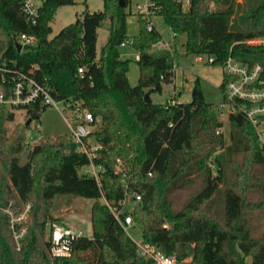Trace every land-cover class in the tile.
<instances>
[{
	"label": "trees",
	"instance_id": "16d2710c",
	"mask_svg": "<svg viewBox=\"0 0 264 264\" xmlns=\"http://www.w3.org/2000/svg\"><path fill=\"white\" fill-rule=\"evenodd\" d=\"M131 1L122 0L120 7L119 0H102V11L85 10L52 39L49 23L58 8L73 6L76 0H47L35 25L22 18L19 0L0 2V32L7 40L0 42V60L10 59L23 71L36 66L35 79L48 81L53 98L80 103L99 116L93 137L104 146L94 161L103 166L97 185L80 172L88 159L76 152L68 135L30 145L29 124H18L9 133L5 124L14 119L13 113L0 107V207L17 198L30 202L32 220L21 249L15 251L8 220L0 211V264H149L100 201L103 197L116 208L123 200L117 158L125 167L123 181L141 199L131 217L141 229L143 244L178 260L190 258L191 264H247L246 258L249 264H264V231L255 235L250 223L254 210L264 213V180L257 182L252 174L254 166L264 173V138L260 143L254 126L237 113L228 118L230 145H223L222 136L216 135L221 126L216 107L204 102L198 79L189 103L144 102L147 91L161 93L162 84L172 82L175 53L150 52L161 36L155 26L148 29L150 20L141 15L136 19L138 34L127 36ZM149 1L174 38L185 35L183 56H210L212 66L221 68L231 57L264 70V47L234 44L264 37V0H247V10L236 19L242 10L237 0H190L184 7L176 0ZM105 20L108 35L97 54V31ZM24 33L35 43L18 51L13 35ZM128 41L138 55L135 86L127 78L130 61L121 59L118 50ZM78 68H83L81 74ZM225 81L223 76L221 93ZM44 110L31 106L27 115L39 119ZM218 149L210 161L216 168L212 177L208 160ZM198 180L200 190L176 208L174 194ZM254 193L258 199L252 201ZM64 194L93 201L92 236L75 240L69 257L51 259L45 230L48 222H61L50 211L55 197Z\"/></svg>",
	"mask_w": 264,
	"mask_h": 264
},
{
	"label": "built area",
	"instance_id": "2783aa9c",
	"mask_svg": "<svg viewBox=\"0 0 264 264\" xmlns=\"http://www.w3.org/2000/svg\"><path fill=\"white\" fill-rule=\"evenodd\" d=\"M46 1L19 0L18 11L27 23L35 25L40 15L39 11ZM189 1L176 0L183 7L188 5ZM151 5L152 2L149 0L136 1L134 6L139 11L133 10L130 13V16L136 19L138 15H141L143 19H149L150 24L147 25L148 29L153 25L151 18L156 17L154 12L149 8ZM13 40L22 47L21 51L33 46L35 43V38L25 33L13 35ZM129 43V41L123 43L121 47H125ZM234 44L264 47V37L249 38L235 42ZM161 45L163 44L159 42L152 47H160ZM164 47L166 48L167 44ZM166 50L170 51L168 47ZM201 56H195L196 62H202ZM205 57L207 59L206 63L212 65L214 58L210 56ZM136 59H138V55ZM221 69L222 75L226 77V81L222 89L223 100L215 108L218 120L221 122L225 118L228 120L230 115L243 114L251 126H254L258 140L262 143L264 138L263 68L258 64H242L236 59L228 57ZM35 70H37V67L31 66L29 69L23 71L17 68L16 64L10 59L8 61L0 60V107L3 106L12 113L14 111H22L24 116L29 117L33 115H27L31 106L54 107L62 115L66 123L69 132L67 135L74 144L76 152L84 154L88 159V164L82 167L80 172L92 177L95 183L100 185L103 166L96 165L94 161L100 157L104 146L93 137L99 128L100 117H94L80 103L53 98L50 94L51 89L48 81L45 78H43L42 82L37 81L34 76ZM77 72L81 74L83 68H78ZM36 120L32 119L31 121L35 123ZM36 128L38 129V126ZM216 133L219 134V130ZM115 170L121 174V180L124 183L123 200L120 201L118 207L113 208L103 197L101 198L126 233L128 229H133L136 224L132 220L131 212L133 206L137 205L141 199L137 193L132 194L128 184L123 181V178L126 176L125 167L118 158L115 160ZM150 175L151 173H149ZM132 199L133 202H131ZM126 205H128V209L126 214H123L122 211ZM30 209L31 203L22 202L19 198L10 201L5 207H0V211L8 220V230L13 239L15 251L21 249L24 236L32 222L29 217ZM163 227L167 228V225L165 224ZM45 233L47 237L46 242L49 244L46 253L51 259L69 257L71 255L72 243L84 236L78 227H73L63 222H48ZM133 242L136 244L138 255L144 261L149 262V264H186L190 262V258L178 260L174 256H167L157 251L153 246L150 247L143 244L142 240Z\"/></svg>",
	"mask_w": 264,
	"mask_h": 264
},
{
	"label": "rangeland",
	"instance_id": "374dc122",
	"mask_svg": "<svg viewBox=\"0 0 264 264\" xmlns=\"http://www.w3.org/2000/svg\"><path fill=\"white\" fill-rule=\"evenodd\" d=\"M136 1L141 2V0H132L127 6V12H132L135 8L134 4ZM237 3L241 4L242 10L236 14V19L239 15L243 14L247 10V0H237ZM212 9L218 8L217 6H211ZM85 10L90 14L93 12L102 11V0H76L73 6H62L59 7L54 15L53 20L49 23V27L52 30L48 39L55 37L63 27L75 22L76 18L80 16ZM109 22L105 20L101 23L98 29L97 38V50L100 51V47L104 45V40L108 35ZM154 25L161 36L160 47H151L150 52L160 53L166 50L168 47L170 51L175 53V64L177 69L173 72V80L170 83L162 84L161 93H151V100L154 104H162L177 102V103H189L192 100L191 89L193 87L194 81L199 80L200 88L203 93L204 102L212 107H217L223 100V93L220 92L218 86L222 82V69L221 67H214L206 63L207 59L204 55L201 56L202 62H196L194 55L183 56L185 43V35H180L174 40H172L173 32L163 21V18L156 16L154 18ZM127 26V36L129 38L135 37L138 34V23L136 18L129 16L126 20ZM105 37V38H104ZM0 42L7 43L5 36L0 32ZM167 44L165 48L164 45ZM120 56L123 60L127 59L130 61L129 70L127 73V78L131 86H135L138 82V65L135 61V54L137 52L132 48L131 44H127L125 47H118ZM14 119L5 124V127L10 131L18 124L24 125L29 116H24L22 111H14ZM38 126V129L36 128ZM221 128L219 134L223 139V145L229 146V132L230 127L228 125V120L225 118L221 121ZM264 129V127H263ZM217 132V131H216ZM27 139L30 145H34L42 138L55 139L62 135H67L68 128L62 115L54 107L45 108L44 112L40 114L39 119L36 122H30L27 128ZM221 150L218 149L213 156L208 160L209 167L211 169V176H216V168L210 162L215 155L220 153ZM229 173V172H228ZM253 178L257 182L264 180V173L261 168L254 166ZM231 174L229 173L228 180L231 179ZM201 183L198 180L191 188L185 191H180L174 194V205L176 208L182 207L186 201H188L192 195H194L198 190H200ZM257 193L253 194L252 201L257 200ZM101 203L104 200L100 198ZM53 205L50 214L61 220V222L71 225L73 227H78L82 234L86 237H91V221H90V210L93 201L84 198H79L72 195H59L53 200ZM250 218V223L254 227L255 235H259L264 231V213L258 210L252 212ZM141 229L139 225L135 224L133 229H128L126 234L132 239V241L141 240ZM45 233V240H46ZM246 263H250V258H246ZM186 264H191L187 262Z\"/></svg>",
	"mask_w": 264,
	"mask_h": 264
},
{
	"label": "water",
	"instance_id": "95a60500",
	"mask_svg": "<svg viewBox=\"0 0 264 264\" xmlns=\"http://www.w3.org/2000/svg\"><path fill=\"white\" fill-rule=\"evenodd\" d=\"M119 5L120 7H122V0H119ZM13 43H14V46L17 47L18 51H21L22 47L15 41L13 40ZM144 102L147 104H150L152 103V100H151V95L150 93L147 91L145 94H144ZM38 116L36 115H30V117L27 119V121L25 122V127H27V125L30 123V121L32 119H37ZM131 202H133V199L131 200ZM128 209V205L125 206V208L123 209L122 213L123 214H126V211Z\"/></svg>",
	"mask_w": 264,
	"mask_h": 264
},
{
	"label": "crops",
	"instance_id": "0c3cea01",
	"mask_svg": "<svg viewBox=\"0 0 264 264\" xmlns=\"http://www.w3.org/2000/svg\"><path fill=\"white\" fill-rule=\"evenodd\" d=\"M154 18L155 17H152L151 18V21H152V24H153V26H155L154 25ZM156 27V26H155ZM173 38H172V40H174L175 38H174V36H172ZM97 38H98V31H97ZM105 38V37H104ZM106 39V38H105ZM104 41H106V40H104ZM96 43H97V39H96ZM96 43H95V45H96ZM105 43V42H104ZM102 47V46H101ZM101 47H100V49H101ZM96 53L98 54V50H97V45H96ZM121 57V56H120ZM136 57H137V54H135V60H137L136 59ZM122 59V58H121ZM177 69V65L175 64V68H174V70H173V72L175 71Z\"/></svg>",
	"mask_w": 264,
	"mask_h": 264
}]
</instances>
